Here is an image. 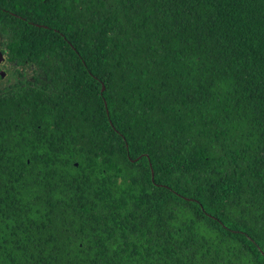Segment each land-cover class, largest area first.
<instances>
[{"label":"trees","instance_id":"16d2710c","mask_svg":"<svg viewBox=\"0 0 264 264\" xmlns=\"http://www.w3.org/2000/svg\"><path fill=\"white\" fill-rule=\"evenodd\" d=\"M0 32V264H264V0H0Z\"/></svg>","mask_w":264,"mask_h":264},{"label":"water","instance_id":"95a60500","mask_svg":"<svg viewBox=\"0 0 264 264\" xmlns=\"http://www.w3.org/2000/svg\"><path fill=\"white\" fill-rule=\"evenodd\" d=\"M4 61H5V58H4L3 54H2V52L0 51V65H1ZM5 76H6V72H5L4 70H1V69H0V78L3 79V78H5ZM103 91H104V86L102 85V87H101V92H103ZM104 105H105V107H106V103H105V102H104ZM106 113H107V115H108V110H106ZM151 174H152V178H153V171H151Z\"/></svg>","mask_w":264,"mask_h":264},{"label":"flooded vegetation","instance_id":"af4514ba","mask_svg":"<svg viewBox=\"0 0 264 264\" xmlns=\"http://www.w3.org/2000/svg\"><path fill=\"white\" fill-rule=\"evenodd\" d=\"M2 11H4V10H2ZM4 12H7V11H4ZM8 14H10L11 16H15V15H13L10 12H8ZM7 36H8L7 34H2L0 32V41H3ZM2 48H3V46L0 44V51L2 52V54L4 56V53H3V49ZM4 58H5V56H4ZM4 63H5V61L0 65V69H2V66H3Z\"/></svg>","mask_w":264,"mask_h":264},{"label":"rangeland","instance_id":"374dc122","mask_svg":"<svg viewBox=\"0 0 264 264\" xmlns=\"http://www.w3.org/2000/svg\"><path fill=\"white\" fill-rule=\"evenodd\" d=\"M1 70H4L5 72H6V76H5V78H3L2 80V82H1V85H4V84H6L7 83V68H2ZM9 79V78H8Z\"/></svg>","mask_w":264,"mask_h":264}]
</instances>
